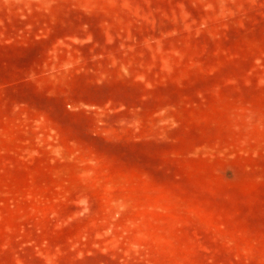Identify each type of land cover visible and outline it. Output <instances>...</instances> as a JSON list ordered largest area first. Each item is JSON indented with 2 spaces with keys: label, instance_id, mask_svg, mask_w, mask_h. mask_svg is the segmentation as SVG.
Instances as JSON below:
<instances>
[{
  "label": "rangeland",
  "instance_id": "1",
  "mask_svg": "<svg viewBox=\"0 0 264 264\" xmlns=\"http://www.w3.org/2000/svg\"><path fill=\"white\" fill-rule=\"evenodd\" d=\"M0 264H264V0H0Z\"/></svg>",
  "mask_w": 264,
  "mask_h": 264
}]
</instances>
